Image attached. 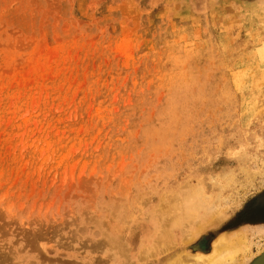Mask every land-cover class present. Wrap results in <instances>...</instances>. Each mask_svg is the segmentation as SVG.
<instances>
[{"label": "rangeland", "instance_id": "obj_1", "mask_svg": "<svg viewBox=\"0 0 264 264\" xmlns=\"http://www.w3.org/2000/svg\"><path fill=\"white\" fill-rule=\"evenodd\" d=\"M261 200L264 0H0V264H256Z\"/></svg>", "mask_w": 264, "mask_h": 264}, {"label": "bare ground", "instance_id": "obj_2", "mask_svg": "<svg viewBox=\"0 0 264 264\" xmlns=\"http://www.w3.org/2000/svg\"><path fill=\"white\" fill-rule=\"evenodd\" d=\"M262 206H264V201ZM262 211L260 212V214L264 213V209H262ZM178 221L179 220H176V222ZM209 241V237H204L198 242L197 249L203 251L204 253L197 255V257H195V260L208 261L206 264H222V262L227 260V256H233L234 249L230 245V240H227V238H217L213 241V244H210ZM181 260L183 261V259L180 258L176 261H172L170 264H179V262L181 263ZM256 264H264V254L257 260Z\"/></svg>", "mask_w": 264, "mask_h": 264}, {"label": "water", "instance_id": "obj_3", "mask_svg": "<svg viewBox=\"0 0 264 264\" xmlns=\"http://www.w3.org/2000/svg\"><path fill=\"white\" fill-rule=\"evenodd\" d=\"M260 204H261V206H262V204H263V200L260 201Z\"/></svg>", "mask_w": 264, "mask_h": 264}]
</instances>
